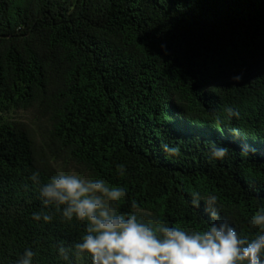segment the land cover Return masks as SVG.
Wrapping results in <instances>:
<instances>
[{
    "label": "trees",
    "instance_id": "16d2710c",
    "mask_svg": "<svg viewBox=\"0 0 264 264\" xmlns=\"http://www.w3.org/2000/svg\"><path fill=\"white\" fill-rule=\"evenodd\" d=\"M61 163L124 190L110 203L142 222L206 229L216 195L239 236L264 234L250 225L264 212V0H0V264L28 249L32 264H90L58 250L86 222L40 197Z\"/></svg>",
    "mask_w": 264,
    "mask_h": 264
},
{
    "label": "clouds",
    "instance_id": "9594fccd",
    "mask_svg": "<svg viewBox=\"0 0 264 264\" xmlns=\"http://www.w3.org/2000/svg\"><path fill=\"white\" fill-rule=\"evenodd\" d=\"M225 112L229 117L239 116L232 108ZM233 132L236 134V129ZM162 151L170 156L180 155L178 145L165 143ZM228 152L227 147L214 144L211 156L223 159ZM118 171L123 175L126 169L120 165ZM30 178L39 183V171ZM125 195L124 190L110 187L103 180L84 179L64 171L43 185L40 197L45 207L55 206L65 221L75 218L86 222V234L70 246L61 241L59 255L66 261L70 254L77 259L87 256L90 264H264V234L251 240L239 236L227 220H221L216 195L204 200L211 223L206 229L192 232L168 227L159 219L145 223L134 213H118L110 202H119ZM201 201L199 192L191 194L194 208H199ZM136 206L133 201L132 207ZM33 219L50 222L52 215L42 210L33 213ZM250 225L264 229V212L253 215ZM34 255L32 250H26L17 264H32Z\"/></svg>",
    "mask_w": 264,
    "mask_h": 264
},
{
    "label": "rangeland",
    "instance_id": "374dc122",
    "mask_svg": "<svg viewBox=\"0 0 264 264\" xmlns=\"http://www.w3.org/2000/svg\"><path fill=\"white\" fill-rule=\"evenodd\" d=\"M11 117H13L14 119L21 120V121L25 122L26 124H28L30 126H34V123H35L34 122V120H35L34 116L30 112H22V111H20V112L12 114ZM59 169L61 171H64V172L80 176L79 172L75 168L70 166V165H64V164L61 163V164H59ZM80 177L84 178L82 176H80Z\"/></svg>",
    "mask_w": 264,
    "mask_h": 264
}]
</instances>
